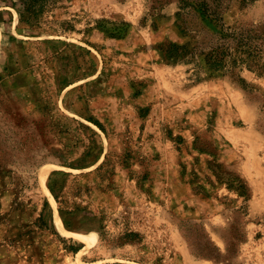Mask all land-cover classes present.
Wrapping results in <instances>:
<instances>
[{
	"label": "rangeland",
	"instance_id": "obj_1",
	"mask_svg": "<svg viewBox=\"0 0 264 264\" xmlns=\"http://www.w3.org/2000/svg\"><path fill=\"white\" fill-rule=\"evenodd\" d=\"M14 1L0 0V264H215L185 236L201 226L223 252L241 235L232 264H264V74L242 69L243 88L173 59L189 40L177 0H58L39 25ZM225 19L264 30V0Z\"/></svg>",
	"mask_w": 264,
	"mask_h": 264
},
{
	"label": "trees",
	"instance_id": "obj_2",
	"mask_svg": "<svg viewBox=\"0 0 264 264\" xmlns=\"http://www.w3.org/2000/svg\"><path fill=\"white\" fill-rule=\"evenodd\" d=\"M58 0H17L11 2L18 7L20 20L31 25H39L46 10ZM160 1L162 4L168 0ZM179 4L178 21L183 32L189 37L184 44L170 43L165 51L176 60L194 62L208 68L213 73L233 74L244 87H250L248 80L241 75L246 68L264 74V30L254 26L228 25L225 19L234 0H177ZM241 7L256 0H238ZM158 9V6H153ZM239 70V71H238ZM217 168H219L217 166ZM218 173L224 170L218 169ZM229 184L241 197L249 198L250 189L238 175L225 173ZM59 201V196L56 195ZM61 209V208H60ZM242 213H245L244 211ZM196 234L186 233L194 254L208 258L215 264H232L230 254L241 235L226 239V251L214 242L204 227H196Z\"/></svg>",
	"mask_w": 264,
	"mask_h": 264
},
{
	"label": "bare ground",
	"instance_id": "obj_3",
	"mask_svg": "<svg viewBox=\"0 0 264 264\" xmlns=\"http://www.w3.org/2000/svg\"><path fill=\"white\" fill-rule=\"evenodd\" d=\"M15 10V9H14ZM45 179V178H44ZM70 234V233H69ZM73 233L71 232V235H72ZM85 234V233H84ZM74 236V235H73ZM80 236V235H79Z\"/></svg>",
	"mask_w": 264,
	"mask_h": 264
}]
</instances>
